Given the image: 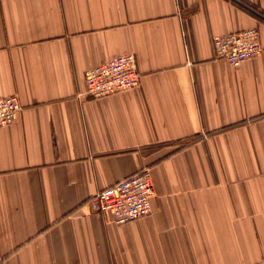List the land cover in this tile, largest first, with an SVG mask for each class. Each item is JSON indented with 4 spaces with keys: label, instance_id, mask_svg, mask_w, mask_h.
<instances>
[{
    "label": "crops",
    "instance_id": "obj_1",
    "mask_svg": "<svg viewBox=\"0 0 264 264\" xmlns=\"http://www.w3.org/2000/svg\"><path fill=\"white\" fill-rule=\"evenodd\" d=\"M256 29L231 67L212 39ZM126 53L139 87L85 96ZM0 264H264V0H0ZM146 169L151 213L101 190Z\"/></svg>",
    "mask_w": 264,
    "mask_h": 264
},
{
    "label": "built area",
    "instance_id": "obj_2",
    "mask_svg": "<svg viewBox=\"0 0 264 264\" xmlns=\"http://www.w3.org/2000/svg\"><path fill=\"white\" fill-rule=\"evenodd\" d=\"M212 49L214 59L223 60L237 68L261 53L259 34L256 29H246L215 36ZM84 82V94L89 99H101L139 87L140 74L136 70L134 54L126 53L87 69ZM20 110L16 95L0 98V128L11 124ZM154 197L151 176L143 169L99 191L90 202L95 212L109 215L114 224L120 225L148 216Z\"/></svg>",
    "mask_w": 264,
    "mask_h": 264
}]
</instances>
